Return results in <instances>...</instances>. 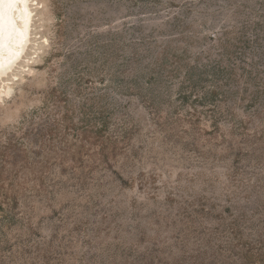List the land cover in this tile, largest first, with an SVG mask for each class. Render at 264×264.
I'll use <instances>...</instances> for the list:
<instances>
[{"label":"rangeland","instance_id":"1","mask_svg":"<svg viewBox=\"0 0 264 264\" xmlns=\"http://www.w3.org/2000/svg\"><path fill=\"white\" fill-rule=\"evenodd\" d=\"M28 10L24 58L0 80V264H240L258 249L264 0Z\"/></svg>","mask_w":264,"mask_h":264},{"label":"bare ground","instance_id":"2","mask_svg":"<svg viewBox=\"0 0 264 264\" xmlns=\"http://www.w3.org/2000/svg\"><path fill=\"white\" fill-rule=\"evenodd\" d=\"M28 3L29 0H0V80L24 58L28 48Z\"/></svg>","mask_w":264,"mask_h":264},{"label":"trees","instance_id":"3","mask_svg":"<svg viewBox=\"0 0 264 264\" xmlns=\"http://www.w3.org/2000/svg\"><path fill=\"white\" fill-rule=\"evenodd\" d=\"M238 262L240 264H264V241L260 242L258 249L249 246Z\"/></svg>","mask_w":264,"mask_h":264}]
</instances>
